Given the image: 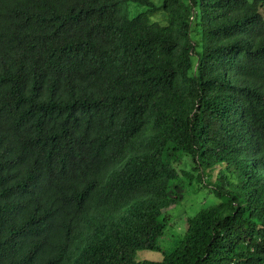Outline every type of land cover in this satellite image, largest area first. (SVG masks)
<instances>
[{"label": "trees", "instance_id": "trees-1", "mask_svg": "<svg viewBox=\"0 0 264 264\" xmlns=\"http://www.w3.org/2000/svg\"><path fill=\"white\" fill-rule=\"evenodd\" d=\"M138 263L264 264V0H0V264Z\"/></svg>", "mask_w": 264, "mask_h": 264}, {"label": "rangeland", "instance_id": "rangeland-1", "mask_svg": "<svg viewBox=\"0 0 264 264\" xmlns=\"http://www.w3.org/2000/svg\"><path fill=\"white\" fill-rule=\"evenodd\" d=\"M157 4L161 0H154ZM131 15L138 12H145L148 7L136 3L130 4ZM166 12L164 10L157 11L152 15V19L155 21L166 23ZM217 169L214 173H217ZM212 202H217L213 194L210 193L209 189L204 185L198 187H190L187 191L185 201L182 204L171 207L166 215L168 225L165 230L163 237L159 239L161 247L160 251L142 249L137 253L138 261H161L163 260L164 254H169L183 238L186 230L187 217L193 216L195 212L204 206L209 205ZM139 264V263H138Z\"/></svg>", "mask_w": 264, "mask_h": 264}]
</instances>
